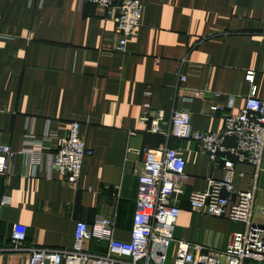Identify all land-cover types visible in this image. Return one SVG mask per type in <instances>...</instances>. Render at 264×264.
Instances as JSON below:
<instances>
[{
	"label": "crops",
	"instance_id": "1",
	"mask_svg": "<svg viewBox=\"0 0 264 264\" xmlns=\"http://www.w3.org/2000/svg\"><path fill=\"white\" fill-rule=\"evenodd\" d=\"M139 1V25L118 52L113 23L99 5L0 0V141L19 151L28 128L38 140L44 131L61 137L76 121L78 137L92 151L73 186L46 170L44 158L36 176L23 175L24 157L14 156L9 172L0 175V247L15 225L24 231L25 247L67 248L74 222L90 223L97 215L111 218L113 238L127 240L137 151L158 145L180 146L185 163L173 239L214 252L242 229L193 211L186 201L188 192L203 190L223 170L211 165L195 141L146 132L137 117L147 102L165 119L182 109L193 130L218 131L222 113L209 107L231 94V110L240 108L249 92L246 71H252L254 95L264 99V0ZM190 89L206 96L190 98ZM53 137L42 145L52 146ZM252 173L251 165L234 163L233 187L246 189ZM255 186L251 219L264 226V150ZM2 197L8 201L1 203ZM86 247L102 253L105 243L89 240ZM0 264H26V256L0 253Z\"/></svg>",
	"mask_w": 264,
	"mask_h": 264
},
{
	"label": "built area",
	"instance_id": "2",
	"mask_svg": "<svg viewBox=\"0 0 264 264\" xmlns=\"http://www.w3.org/2000/svg\"><path fill=\"white\" fill-rule=\"evenodd\" d=\"M102 7L113 23L117 35L114 49L125 50L127 40L139 25L141 3L139 0H83ZM252 71H246L245 82L249 92L243 105L232 111L234 96L227 94L224 104H211L212 111H221V127L215 132L193 130L189 113L173 109L165 119L161 111H150L147 102L141 104L137 122L144 131L175 137L180 142L191 139L206 153L213 167L223 170L220 178H209L206 187L187 193L190 209L212 217H223L242 224L234 231L225 246L214 252L204 250L202 245L184 240H174L172 229L179 213V199L186 182L184 159L180 146L170 148L158 145L137 151L141 160L136 173V193L127 240L112 237V220L97 215L90 223L74 222L70 247L60 250L42 247H25L24 231L11 226L8 242L0 247V253H24L26 264H264V226L251 219L257 173L264 150V99L254 95ZM179 76V81H184ZM149 94L148 90L144 95ZM190 98L205 97L204 90L190 89ZM129 134H134L129 131ZM44 131L41 139L30 132L25 133L23 148L13 151L0 141V175L10 170L16 154L24 157L23 175L34 177L45 159L46 170H55L68 185L77 182L83 158L91 154L82 139L78 137V124L70 121L66 134L53 137ZM54 139L51 146H43L41 140ZM247 163L253 167L251 182L246 189H235L232 185L234 163ZM241 175V173H239ZM8 201L1 198V203ZM89 240L105 243L102 253L90 252Z\"/></svg>",
	"mask_w": 264,
	"mask_h": 264
},
{
	"label": "rangeland",
	"instance_id": "3",
	"mask_svg": "<svg viewBox=\"0 0 264 264\" xmlns=\"http://www.w3.org/2000/svg\"><path fill=\"white\" fill-rule=\"evenodd\" d=\"M169 252H170V248L168 249L167 254H166L165 264H168V261H169Z\"/></svg>",
	"mask_w": 264,
	"mask_h": 264
}]
</instances>
